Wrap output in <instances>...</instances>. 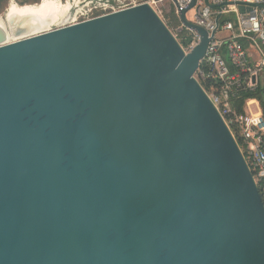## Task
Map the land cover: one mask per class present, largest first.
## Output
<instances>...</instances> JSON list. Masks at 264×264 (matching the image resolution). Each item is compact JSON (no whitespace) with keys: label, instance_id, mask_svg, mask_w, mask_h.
Listing matches in <instances>:
<instances>
[{"label":"water","instance_id":"95a60500","mask_svg":"<svg viewBox=\"0 0 264 264\" xmlns=\"http://www.w3.org/2000/svg\"><path fill=\"white\" fill-rule=\"evenodd\" d=\"M172 2L189 52L149 3L0 19V264H264L260 186L195 76L211 38Z\"/></svg>","mask_w":264,"mask_h":264},{"label":"built area","instance_id":"2783aa9c","mask_svg":"<svg viewBox=\"0 0 264 264\" xmlns=\"http://www.w3.org/2000/svg\"><path fill=\"white\" fill-rule=\"evenodd\" d=\"M58 1L70 5L68 24H76L143 3L159 13V4L165 0ZM177 1L186 7L192 0ZM194 17V23L204 27L211 38L195 76L236 139L246 145L243 152L260 186L264 181V0H196ZM187 31L190 33L185 37L190 42L183 45L189 52L200 36L194 30ZM242 91L259 96L246 99L244 112L238 113L235 99L242 97Z\"/></svg>","mask_w":264,"mask_h":264},{"label":"bare ground","instance_id":"6f19581e","mask_svg":"<svg viewBox=\"0 0 264 264\" xmlns=\"http://www.w3.org/2000/svg\"><path fill=\"white\" fill-rule=\"evenodd\" d=\"M70 8L69 4L60 3L58 0H43L38 4L26 5H20L12 1L7 13L18 11L20 13H39L42 16H49L51 19L42 17L41 20L36 21L37 28L41 26L48 28L52 23H61L69 15L68 11Z\"/></svg>","mask_w":264,"mask_h":264},{"label":"rangeland","instance_id":"374dc122","mask_svg":"<svg viewBox=\"0 0 264 264\" xmlns=\"http://www.w3.org/2000/svg\"><path fill=\"white\" fill-rule=\"evenodd\" d=\"M12 1L17 2V3L20 4V5H26V4H38V3H40L42 0L35 1V2H28V3H23L21 0H9V1L7 2V5H6L5 9L0 10V17L5 18V15H6V13H7V10H8V8H9V5H10V3H11ZM174 9L176 10V8H175L173 2H172L171 0H165V1H163V2H161V3L159 4V9H158V11H159V14H160V15L163 17V19L165 20V22L167 23V25L170 26V29L173 31V33L175 34V36H177L178 40L181 41L182 31H185L186 34H189L190 32H188L187 29H186V30L184 29V26H183V24H182L181 21H180L181 23H180V25H179L178 27H176V26H173V27H172L171 25H169L170 22H171L172 19H173L172 17H173ZM175 13H177L176 15L179 17L177 10H176ZM194 15H195V8L191 9V10L187 13V17H188V19H189L190 21H194V20H195ZM179 19H180V18H179ZM186 34H185V35H186ZM181 43H183V42L181 41Z\"/></svg>","mask_w":264,"mask_h":264},{"label":"trees","instance_id":"16d2710c","mask_svg":"<svg viewBox=\"0 0 264 264\" xmlns=\"http://www.w3.org/2000/svg\"><path fill=\"white\" fill-rule=\"evenodd\" d=\"M9 0H0V10L2 9H5L6 5H7V2ZM23 3H28V2H35V1H39V0H21ZM176 10L174 9V13H173V19L172 21L170 22L169 25H171L172 27L173 26H176L178 27L180 25V19L179 17L176 15L177 13H175ZM170 27V26H169ZM185 29V28H184ZM186 30V29H185ZM185 31H182V35H181V41L183 42V44L185 46L188 45V41L189 39L185 37ZM241 95L242 97L239 98V99H235V107H236V110L238 113H243V107H244V104H245V100L248 99V98H254V97H258V93L256 92H251V91H242L241 92ZM241 147L243 149H245V144L242 142V140L239 141ZM260 190H261V193H262V196H263V199H264V181H262L260 183Z\"/></svg>","mask_w":264,"mask_h":264}]
</instances>
